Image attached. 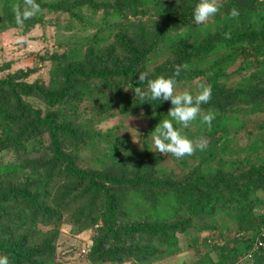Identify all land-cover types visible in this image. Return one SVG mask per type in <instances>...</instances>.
<instances>
[{
    "label": "trees",
    "instance_id": "1",
    "mask_svg": "<svg viewBox=\"0 0 264 264\" xmlns=\"http://www.w3.org/2000/svg\"><path fill=\"white\" fill-rule=\"evenodd\" d=\"M35 2L39 11L23 21L26 27L45 10L72 13L75 9L79 16L81 8H88L94 15L107 5L94 0ZM196 2L117 0L103 12L113 20L103 17L105 25L86 40L84 51V45L75 44L74 52L64 56V66L58 60L47 84L15 82L17 76L0 79V150L24 153L44 133L50 141L45 149L33 148L42 152L40 158L24 157L17 164L0 161V256H7L9 264H53L64 226L73 236L93 231L86 242L90 264H150L180 252L177 233L216 229L218 239L212 244L209 239L202 241L218 250L215 261L204 254L210 264H240L242 259L264 264V211L256 212L264 205V156H256L253 163L249 160L248 168L239 172L233 164L228 170L209 164L217 133L225 136L229 124L238 119L226 115L228 102L264 112V0H217L219 11L203 24L193 22ZM23 7L24 0H0V32L19 25L16 15ZM150 12L153 17L146 21L130 19ZM104 29L113 37L108 44ZM76 54H82L81 60ZM158 54L165 55L168 71L147 72L145 81H140L141 72ZM235 63L236 73L254 70L229 86L224 78ZM157 75L179 81L200 76L211 88V97L202 106L216 110L205 132L210 141L195 150L199 162L182 179L168 172L162 156L153 150L132 151L112 133L102 136L88 130L91 120L84 129L78 112L82 98L96 92L107 95L121 110L142 113L155 126L161 117L167 118L162 110L168 111L170 103H138L132 88L143 87ZM125 80L132 96L120 84ZM28 96L43 102L45 113L24 102ZM84 148L96 153V170L76 165L75 158ZM258 148L254 144L250 153L256 154ZM43 224L50 228L36 237ZM223 230L233 236L220 244ZM258 238L262 245L246 258ZM190 243H198L196 235Z\"/></svg>",
    "mask_w": 264,
    "mask_h": 264
},
{
    "label": "rangeland",
    "instance_id": "2",
    "mask_svg": "<svg viewBox=\"0 0 264 264\" xmlns=\"http://www.w3.org/2000/svg\"><path fill=\"white\" fill-rule=\"evenodd\" d=\"M94 4H99L101 1L107 2L104 8H100L97 13L92 15L91 9L81 8L79 16L70 11H43L37 18L30 24L31 27H26L24 24L11 26L2 32H0V79L7 78L9 76H17L15 82H23L24 84H47L51 73L52 67L55 66L58 60L61 61V65L67 63L66 55H70L73 46L75 44H82L84 51L86 46V40L89 39L94 32L99 28H102L104 24L102 18L106 17L103 12L106 8H112L115 6L117 0H94ZM263 0H259L261 2ZM152 12L147 15L138 14L136 17H130L131 20L146 21L148 18H152ZM107 18V17H106ZM212 17L209 18L210 21ZM109 17L107 21H112ZM134 20V21H135ZM82 21V22H81ZM207 21V22H208ZM96 23V24H95ZM206 23V22H205ZM103 33L107 36L106 44L112 41V34L108 29H104ZM82 54L75 55V58L81 60ZM92 61V60H91ZM122 64H125V58L119 60ZM93 62V61H92ZM237 63L233 67L229 68L231 72ZM170 64L168 63L165 55L158 54L155 56V60L147 65V68L141 73L146 74L156 69H162V71H168ZM254 68L249 69L241 73L232 71L229 77L224 78L225 82L229 86L238 84L241 79ZM20 73L24 76L20 77ZM147 73V74H149ZM201 77L197 76L192 79L175 80L176 91H188L195 95L201 87H206L204 82L200 81ZM114 82L119 83L118 80ZM124 90L129 96H132V91L129 86V82L125 80L123 83ZM102 90V87H101ZM24 102L32 106L33 108L41 110V113H45L46 105L38 98L28 96L23 98ZM170 103L168 101H164ZM204 103L200 105L201 112L211 111L215 115V111L209 107H202ZM226 115L237 116L235 123H243L242 128H236L235 123L229 124V131L225 136L221 137L219 133L216 135L218 143L216 145L213 159H210V168H216L219 170H228L231 164L235 171H242L248 168L249 160L253 163L256 162V156H264V148L260 144L264 140V112H250V106L246 104H237L228 102L226 104ZM147 110V109H146ZM167 109L162 110L163 113H167ZM69 111V110H68ZM78 112L80 120L86 123L91 120L90 128L86 125L84 129L93 130L97 134L102 136L108 133L114 134L119 140H123L128 143V147L132 151L142 153L145 149L153 150L163 158V164L167 168L168 172L172 173L179 179H182L184 174L191 172L198 164L200 156L194 152L189 156L186 155L183 158H176L169 153L161 154L154 150L151 141V131L155 126L151 125L150 120L140 112L135 110H121L119 104L111 103L107 100V95L93 93L90 97H83L78 103ZM222 112V110H221ZM162 119V117L160 118ZM83 125V126H84ZM174 127L181 128V131L186 135L193 144L201 142L208 145L210 141V135L205 133L208 130L207 126L200 125L199 118L196 121L190 122L188 128H182L178 124H174ZM49 138L47 134H42L39 140L32 141L28 144L24 153L17 152L13 149L0 150V161L3 163L17 164L24 157L40 158L42 152H35L33 148L41 147L45 149L49 146ZM95 142L102 144L98 139ZM258 144L259 148L256 150V154L250 153L253 145ZM70 147L67 145V149ZM39 150V149H38ZM96 153L90 148H84L80 150L78 157L75 158L76 165L80 168H87L96 170L99 165L95 162ZM228 166V167H227ZM264 211V205H260L256 208V212L260 213ZM222 219V218H221ZM233 228V223L229 224ZM36 237L42 236L44 232L50 228V225H39ZM69 228V227H68ZM62 227L57 238V250L55 255V262L53 264H90L84 256H79L80 249L86 248L87 239L91 238L93 231L86 236H73L67 232V229ZM219 229L216 230H201L194 232L188 231L186 234L177 233L180 252L172 256L165 257L150 264H210L208 259L204 256L206 252L209 253L210 258L217 260L218 250L214 246H207L202 243L204 240H211V244L218 239ZM197 236L198 243H190L191 237ZM232 232L223 230L220 235L221 240L218 242L224 244L231 238ZM70 251V253H69ZM120 264H131L130 262H124ZM240 264H253L252 261L242 259Z\"/></svg>",
    "mask_w": 264,
    "mask_h": 264
},
{
    "label": "clouds",
    "instance_id": "3",
    "mask_svg": "<svg viewBox=\"0 0 264 264\" xmlns=\"http://www.w3.org/2000/svg\"><path fill=\"white\" fill-rule=\"evenodd\" d=\"M39 11V5L35 0H24L22 11L16 15V23L22 24ZM219 11L217 0H197L192 8V18L195 24H203ZM235 15V12H233ZM174 73H179V68L174 69ZM138 79L145 81V75L141 74ZM138 103L149 101H168L170 107L165 119H159L151 131L152 147L155 151L165 154L169 153L176 158H183L191 155L197 148L203 149L205 143L193 144V142L182 133L181 128L174 127L179 124L182 128H188L190 122L199 118L203 126L210 127L215 119L211 111L201 112L200 105L207 103L211 97L210 87H201L193 95L188 91H176L174 77L157 75L147 79L143 87L132 88ZM0 264H9L7 256H0Z\"/></svg>",
    "mask_w": 264,
    "mask_h": 264
},
{
    "label": "built area",
    "instance_id": "4",
    "mask_svg": "<svg viewBox=\"0 0 264 264\" xmlns=\"http://www.w3.org/2000/svg\"><path fill=\"white\" fill-rule=\"evenodd\" d=\"M261 245H262V240L259 239V238L256 239V240H255V243L253 244V247L251 248V250H249V251L247 252V254L245 255V257H246V258H250L252 252L255 251V250H256L259 246H261ZM85 253H86L85 248H82V249L79 250L78 255H79V256H84Z\"/></svg>",
    "mask_w": 264,
    "mask_h": 264
}]
</instances>
